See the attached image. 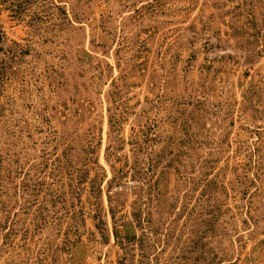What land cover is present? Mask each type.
<instances>
[{
  "label": "rangeland",
  "instance_id": "374dc122",
  "mask_svg": "<svg viewBox=\"0 0 264 264\" xmlns=\"http://www.w3.org/2000/svg\"><path fill=\"white\" fill-rule=\"evenodd\" d=\"M0 264H264V0H0Z\"/></svg>",
  "mask_w": 264,
  "mask_h": 264
},
{
  "label": "trees",
  "instance_id": "16d2710c",
  "mask_svg": "<svg viewBox=\"0 0 264 264\" xmlns=\"http://www.w3.org/2000/svg\"><path fill=\"white\" fill-rule=\"evenodd\" d=\"M111 211L113 212V207L111 206Z\"/></svg>",
  "mask_w": 264,
  "mask_h": 264
}]
</instances>
